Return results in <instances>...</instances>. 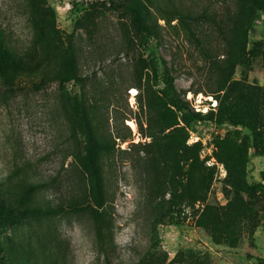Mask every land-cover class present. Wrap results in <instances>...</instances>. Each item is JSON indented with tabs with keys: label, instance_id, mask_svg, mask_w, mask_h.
<instances>
[{
	"label": "rangeland",
	"instance_id": "obj_1",
	"mask_svg": "<svg viewBox=\"0 0 264 264\" xmlns=\"http://www.w3.org/2000/svg\"><path fill=\"white\" fill-rule=\"evenodd\" d=\"M147 3L146 46L212 121L168 103L122 0H41L35 11L0 0L4 40L34 69L0 78V192L32 190L41 210L0 225V264H53L54 253L58 264H264V105L255 133L220 122L226 96L262 94L264 11L244 33L239 0ZM69 57L76 79L62 84ZM231 139L245 150L239 199L221 162ZM188 171L194 190L206 175L202 198L183 192Z\"/></svg>",
	"mask_w": 264,
	"mask_h": 264
},
{
	"label": "trees",
	"instance_id": "obj_2",
	"mask_svg": "<svg viewBox=\"0 0 264 264\" xmlns=\"http://www.w3.org/2000/svg\"><path fill=\"white\" fill-rule=\"evenodd\" d=\"M28 7L31 11L38 9L41 0H26ZM122 7L126 11L128 18L132 26L138 31L141 35V44L146 50H149L153 54L152 65L154 70L153 82L155 85H162V93L168 100V103L175 108L177 111L181 112L186 121L191 122L198 120L202 123H207L212 121V118L208 114H202L201 112H196L189 105L188 102L180 96L179 92L176 89L174 78L167 69L166 60L161 56L157 47L149 48L146 46L147 39L151 34V29L148 23L149 20V6L147 2L151 0H122ZM239 9L240 14L246 17L245 24L243 27L244 33L252 29L254 26L253 18L256 12L264 11V0H239ZM159 14L163 13V10L157 9ZM170 12V11H168ZM171 12L172 9H171ZM163 20L169 22L170 18H165ZM161 67L162 73L160 76H157L156 68ZM76 65L71 57L68 58L65 63V69L63 75L61 76V83L69 82L70 80L76 79L75 73ZM33 66L26 60L23 59L17 51L10 48L9 45L4 40L3 33L0 29V78L8 83H11V80L14 78L25 75L32 76L34 73ZM22 72V73H20ZM221 88L220 90H222ZM262 94L259 95L256 92H251L249 94H235L232 98L226 96V103L222 106L224 107V112L227 113L225 120L220 121L221 123H229L231 125H244L250 129L252 133H255L253 130V124L257 120L258 114L257 109L258 105H264V85L261 89ZM221 120V119H220ZM255 135V134H254ZM90 139V135L88 134ZM228 144L222 150V160L226 167L231 170L233 173H229L230 176L227 179L228 184L234 189L236 199L241 197L243 190V160L245 156L244 148L237 144L234 140H229ZM94 150L96 147H87L86 151V167L89 172V179L91 181L92 191H97L99 189V172L94 160ZM153 159H149V167L152 170ZM155 170V169H154ZM203 171V170H201ZM188 177L185 181L183 187V192H185L187 198L191 200L202 198L203 195H200V191L203 187H206L207 177L204 174H201V186L198 189L194 190V185H192V179L190 176V171L187 172ZM2 183L0 181V187ZM32 189V188H29ZM1 191V188H0ZM194 194V195H193ZM95 201L98 207L101 206L99 197L95 196ZM40 203L36 201L35 194L32 190H24L18 193L17 197L14 195H9L5 193L4 195L0 192V225L4 226L5 224L15 222V216L23 215L22 211L31 210L40 212ZM19 218V217H17ZM18 223L21 224V220L18 219ZM29 236L35 234L34 231H28ZM59 256L57 253H54L53 264H58L60 262ZM185 264V262H183Z\"/></svg>",
	"mask_w": 264,
	"mask_h": 264
},
{
	"label": "built area",
	"instance_id": "obj_3",
	"mask_svg": "<svg viewBox=\"0 0 264 264\" xmlns=\"http://www.w3.org/2000/svg\"><path fill=\"white\" fill-rule=\"evenodd\" d=\"M193 108H194V110L196 112H201L202 111V109L200 107L196 106V105L195 106L193 105Z\"/></svg>",
	"mask_w": 264,
	"mask_h": 264
}]
</instances>
